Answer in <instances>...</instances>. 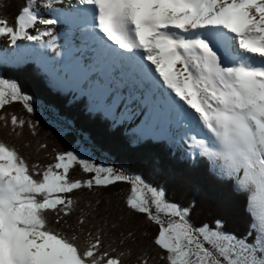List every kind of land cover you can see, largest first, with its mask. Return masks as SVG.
<instances>
[{"label":"snow or ice","instance_id":"obj_1","mask_svg":"<svg viewBox=\"0 0 264 264\" xmlns=\"http://www.w3.org/2000/svg\"><path fill=\"white\" fill-rule=\"evenodd\" d=\"M58 24L68 25L65 51L39 58L49 84L76 93L74 100L86 96L87 111L113 130L139 118L125 128L131 143L179 132L174 142L187 146L189 159H205L246 195L251 221L242 237L223 231L219 220L197 227L191 207L168 201L163 187L141 175L72 151L30 165L0 139V264H125L132 250L105 245L104 228L89 226L90 212L68 219L77 204L70 194L117 183L131 185L126 206L158 226L153 243L166 264H264V0H25L14 22L0 16V38L55 49L50 26ZM32 100L0 77V129L20 137L27 126L35 135V122L7 110L19 103L31 114ZM76 166L93 175L72 179ZM121 237V244L135 239L132 232ZM135 264L151 259L142 253Z\"/></svg>","mask_w":264,"mask_h":264},{"label":"trees","instance_id":"obj_2","mask_svg":"<svg viewBox=\"0 0 264 264\" xmlns=\"http://www.w3.org/2000/svg\"><path fill=\"white\" fill-rule=\"evenodd\" d=\"M24 5L25 0H0V16L14 22ZM4 58L8 63H3ZM0 77L17 82L23 93L33 98L34 111L31 114L19 103L7 110L35 122V135L27 126L20 137L8 135L7 129H0V139L16 146L30 165L53 163L58 153L72 151L78 154L84 138L94 149L91 161L101 165L100 159L108 160L126 174L141 175L147 183L163 187L168 201L191 207L190 220L194 226L208 224L215 228V222L219 220L227 233L238 237L247 233L251 217L246 212V195H238L232 181L219 179L205 159H189L187 146L174 142L178 137L131 143L125 128L134 125L111 129L109 121L100 114L92 115L87 111L86 96L74 100L76 93L58 91L40 71L39 62L23 58L21 54L0 49ZM40 144H46L47 148L41 149ZM70 175L72 179L87 180L93 174L76 166ZM130 188L129 184L117 183L75 191L70 195L77 200L76 210L68 219L75 223L81 209L90 212L89 226L104 228L105 245L112 243L119 250H132V255L125 258V264H135L142 253L149 255L151 264H166L159 258L161 250L153 243L158 226L144 214L135 213L126 206ZM112 224L117 227L112 228ZM129 232L135 239L121 244V233L126 236Z\"/></svg>","mask_w":264,"mask_h":264},{"label":"rangeland","instance_id":"obj_3","mask_svg":"<svg viewBox=\"0 0 264 264\" xmlns=\"http://www.w3.org/2000/svg\"><path fill=\"white\" fill-rule=\"evenodd\" d=\"M56 7H65V5H56ZM40 11L44 14L45 18H52L48 15L47 9H41ZM38 27L43 28L44 26L38 25ZM50 27L54 29V33L57 36V41H56L57 47L55 49H40L35 43L29 42V41H17L18 47H14L11 45V42L8 37L0 38V49L4 52L12 51L14 54L16 53L21 54L23 58H28V59L38 61V62H39V58L41 54H43V56H46L48 58H52L56 55L57 52L65 51V43H66V40L68 39V32H67L66 26H62L61 24H58L56 26H50ZM30 32L31 34H36L34 29L30 30ZM80 37H81V33L79 32V30L78 29L75 30L72 38L77 45L81 43ZM45 39H48V38L45 37ZM89 53L90 52H88L87 55L90 56L91 54ZM39 110L46 111L47 109L39 108ZM49 114L52 115L53 112ZM137 123H139V118L133 121L132 125H135ZM175 136L178 137L179 132H176ZM78 154H79L78 156H80L81 158H87V159H90L92 156H94V149L91 147L90 143L84 138H82L81 150ZM99 162L103 166L114 168L117 172H123L119 170L118 168H116V166L114 167L111 164V162L108 160L104 159L102 161V159H100Z\"/></svg>","mask_w":264,"mask_h":264}]
</instances>
